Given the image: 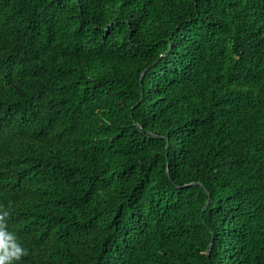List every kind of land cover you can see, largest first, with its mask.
<instances>
[{"label":"trees","instance_id":"trees-1","mask_svg":"<svg viewBox=\"0 0 264 264\" xmlns=\"http://www.w3.org/2000/svg\"><path fill=\"white\" fill-rule=\"evenodd\" d=\"M0 209L19 264H264V0H0Z\"/></svg>","mask_w":264,"mask_h":264},{"label":"clouds","instance_id":"clouds-1","mask_svg":"<svg viewBox=\"0 0 264 264\" xmlns=\"http://www.w3.org/2000/svg\"><path fill=\"white\" fill-rule=\"evenodd\" d=\"M9 212L0 209V264H19L27 249L8 227Z\"/></svg>","mask_w":264,"mask_h":264}]
</instances>
